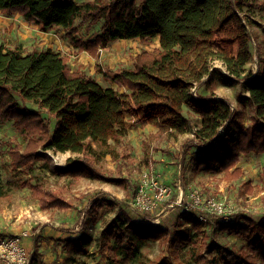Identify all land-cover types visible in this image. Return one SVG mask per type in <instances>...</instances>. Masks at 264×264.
<instances>
[{"label":"trees","instance_id":"obj_1","mask_svg":"<svg viewBox=\"0 0 264 264\" xmlns=\"http://www.w3.org/2000/svg\"><path fill=\"white\" fill-rule=\"evenodd\" d=\"M249 0H93L77 4L73 0H0V13L20 14L44 32L54 27L66 31V37L79 52L98 56L99 47L119 39L159 38L160 47L142 51L134 69L114 74L113 82L127 87L120 92L104 87L83 71H72L69 59L53 49H7L0 43V119L13 121L26 145H15L9 152L16 167H29L47 157L48 150L61 153L90 154L95 147L112 154L110 141L126 134V121L132 117L144 125L171 136L187 134L190 121L184 108L197 110L201 123L196 138L206 145L200 163L207 171L223 173L225 178L240 179L241 154L264 153V60L256 74L244 82L248 97L242 105L254 110L250 124L245 114L216 97H195V88L216 72L221 62L231 77L240 78L253 61L251 35L244 11ZM102 21L95 38L78 37L76 22ZM23 103H33L39 110ZM46 111L56 120L54 130L43 118ZM225 129V130H224ZM224 136L219 139V134ZM216 142V143H215ZM215 143V145H214ZM31 168V167H29ZM5 191L0 186V200ZM193 221V219H191ZM248 227L234 224L227 229L247 240L246 249L219 250L225 264H264V221L247 219ZM143 240L169 242L171 250L192 244L191 232L174 236L158 225L131 223ZM199 231L198 224L191 222ZM111 231L107 229L105 231ZM120 244L124 237H117ZM67 246L84 252L85 241L70 240ZM128 257H136L133 239ZM158 264H173L164 258ZM210 264L206 256L195 263Z\"/></svg>","mask_w":264,"mask_h":264},{"label":"rangeland","instance_id":"obj_2","mask_svg":"<svg viewBox=\"0 0 264 264\" xmlns=\"http://www.w3.org/2000/svg\"><path fill=\"white\" fill-rule=\"evenodd\" d=\"M73 1L83 4L93 0ZM249 1L242 15L246 17L254 58L245 74L231 79L225 66L216 62L217 70L211 79L197 85L200 97L222 99L233 110L244 112L246 126L255 114L252 107L240 103L242 97H248L244 82L256 74L258 64L264 60V0ZM76 27L78 37L88 40L99 34L102 21L79 19ZM65 33L58 27L44 32L20 14L0 13V43L5 48L23 53L53 49L68 57L72 71H83L104 87L120 92L129 90L113 82L114 74L134 69L135 59L142 51L153 52L160 47L159 38L119 39L99 47L94 58L79 52ZM23 105L39 110L33 103ZM184 111L191 125L187 134L158 133L157 127L128 117L126 134L110 141L112 154H104L97 147L84 155L48 150L47 157L31 168L12 163L9 150L18 144L26 145V141L13 121L0 119V186L5 191L0 200V243L27 232L25 240L31 242L30 247L25 246V240L23 244L31 254L29 264H158L164 258L173 264H186L195 263L201 255L210 264H225L219 250L211 251L212 248L246 249L247 240L227 228L234 224L248 227L247 219L264 221V153L240 155L237 166L244 173L240 179L229 180L223 173L207 171L200 163L210 142H202L195 135L200 115L187 106ZM42 115L54 130L55 118L46 111ZM224 134L222 130L219 139ZM147 174L149 180L169 187L172 199L163 203L160 212L158 209L141 214L131 209L130 202ZM195 189L203 201L197 205V213L177 204L181 190L190 194ZM209 200L222 203L223 214L210 210L206 205ZM191 219L199 226L197 233ZM131 223L158 225L173 236L187 230L193 243L171 250L169 242L143 240ZM110 228L115 229L117 237H124L123 244L111 236L113 232L105 233ZM130 239L136 253L133 258L127 252ZM70 240L85 241L84 252L69 248L66 243ZM0 264H7V260L0 256Z\"/></svg>","mask_w":264,"mask_h":264},{"label":"built area","instance_id":"obj_3","mask_svg":"<svg viewBox=\"0 0 264 264\" xmlns=\"http://www.w3.org/2000/svg\"><path fill=\"white\" fill-rule=\"evenodd\" d=\"M206 80V79H205ZM204 80V81H205ZM195 97H198L197 87L195 88ZM172 190L169 187L156 184L148 174L143 178L137 196L130 202L131 209L137 213L149 214L163 208L164 202H169L172 199ZM178 205H186L188 209L194 210L197 213V205L203 204L197 189L190 194H185L183 190L179 192L177 197ZM210 210L217 215L223 214L224 205L222 203L209 200L206 204ZM158 212V213H159ZM226 214V213H224ZM160 215V214H158ZM225 218L230 219V217ZM229 221V220H228ZM37 233V232H36ZM29 236L27 232H23L14 238L5 239L0 243V256L7 260V264H29L31 261V254L23 244V241Z\"/></svg>","mask_w":264,"mask_h":264},{"label":"crops","instance_id":"obj_4","mask_svg":"<svg viewBox=\"0 0 264 264\" xmlns=\"http://www.w3.org/2000/svg\"><path fill=\"white\" fill-rule=\"evenodd\" d=\"M210 79H211V78H210ZM58 233H60V232H57V233H56V236H58ZM61 236H63L62 238H66L65 235H61ZM30 243H31V242H29V241H27V240H25V242H24L25 246H27V247H30Z\"/></svg>","mask_w":264,"mask_h":264}]
</instances>
